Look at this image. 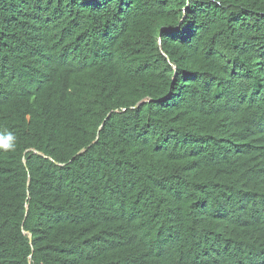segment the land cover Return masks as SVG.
I'll use <instances>...</instances> for the list:
<instances>
[{"label": "trees", "instance_id": "trees-1", "mask_svg": "<svg viewBox=\"0 0 264 264\" xmlns=\"http://www.w3.org/2000/svg\"><path fill=\"white\" fill-rule=\"evenodd\" d=\"M0 264H264V0H0Z\"/></svg>", "mask_w": 264, "mask_h": 264}, {"label": "clouds", "instance_id": "clouds-1", "mask_svg": "<svg viewBox=\"0 0 264 264\" xmlns=\"http://www.w3.org/2000/svg\"><path fill=\"white\" fill-rule=\"evenodd\" d=\"M16 146V137L13 133L7 132L0 135V151H13Z\"/></svg>", "mask_w": 264, "mask_h": 264}]
</instances>
